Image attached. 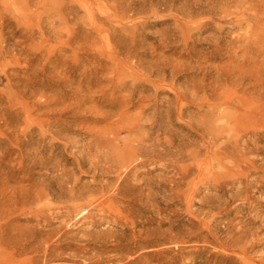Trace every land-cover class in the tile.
Returning <instances> with one entry per match:
<instances>
[{
    "label": "rangeland",
    "instance_id": "1",
    "mask_svg": "<svg viewBox=\"0 0 264 264\" xmlns=\"http://www.w3.org/2000/svg\"><path fill=\"white\" fill-rule=\"evenodd\" d=\"M235 232L263 242L264 0H0V264H241Z\"/></svg>",
    "mask_w": 264,
    "mask_h": 264
},
{
    "label": "bare ground",
    "instance_id": "2",
    "mask_svg": "<svg viewBox=\"0 0 264 264\" xmlns=\"http://www.w3.org/2000/svg\"><path fill=\"white\" fill-rule=\"evenodd\" d=\"M258 78H259V77H258ZM246 95H248V94H246ZM233 98L236 100V99H238L239 97H233ZM228 99H229V98H228ZM230 100H231V98H230ZM238 100H239V99H238ZM238 100H237V103H238ZM240 100H241V99H240ZM240 100H239V101H240ZM242 100L244 101L245 99H242ZM240 102H242V101H240ZM245 102H246V100L244 101V103H245ZM237 103H236V104H237ZM242 103H243V102H242ZM244 103H243V104H244ZM248 103H249V102H248ZM228 104H229V102H228ZM243 104H239V105H242V106H243ZM245 104H247V102H246ZM245 104H244V105H245ZM231 105H232V103H231ZM233 106H235V105H233ZM235 107H236V106H235ZM237 107H238V105H237ZM245 107H246V106H245ZM243 108H244V106H243ZM236 109H237V108H236ZM239 109H240V108L238 107V110H239ZM241 109H242V108H241ZM244 109L246 110V108H244ZM247 109H248V108H247ZM242 110H243V109H242ZM230 112H231V111H230ZM233 112H234V111H233ZM235 112H237V111L235 110ZM238 112H239V111H238ZM238 112H237V113H238ZM242 113H243V112H242ZM242 113H241V112H240V114L238 113V114L240 115V117H239L240 120H241V117H242V116H241ZM244 113H245V112H244ZM246 113H247V116H248L249 111L246 112ZM219 114H220V113H219ZM225 114H226V113H224V114L222 113L220 116H222V115L224 116ZM238 114H237V116H238ZM212 115H213V114H212ZM217 115H218V114H217ZM231 115H232V114H231ZM231 115H230V116H231ZM235 115H236V113H235ZM256 115H257V114H256ZM225 116H226V115H225ZM247 116H246V114H245V117H243L245 121L247 120V119H246ZM227 117L229 118V115H227ZM232 117H233V115H232L229 119H232ZM228 118H226V119H228ZM243 118H242V119H243ZM244 120H243V121H244ZM213 121H214V120H213ZM226 121H227V120H226ZM245 121H244V122H245ZM214 122H215V121H214ZM214 122H213V123H214ZM246 122H247V121H246ZM253 122H254V121H253ZM238 123H240V124L243 126V123H242V122H238V121H236V122L232 125V127H228V130H229V131L227 132V136H228L230 139H231L232 137L237 136V135H238V136L241 135V139H242V136H244V135L247 133V132H245V131H244L245 133H244V132L240 133V132H238L237 130H235V128H236V126H237ZM251 123H252V122H251ZM255 123H256V122H255ZM208 124H210V123H208ZM211 124H212V123H211ZM211 124H210V126H212ZM252 124H253V123H252ZM252 124H251V126H250V125H249V126H250V127H252V126L254 127L255 124H254V125H252ZM202 125H203V124H202ZM218 125H219V124H218ZM218 125H217V126L215 125V126H216L217 128H219ZM234 125H235V126H234ZM247 125H248V124H247ZM207 127H208V126H207ZM253 127H252V128H253ZM217 128H216V129H217ZM220 128H221V126H220ZM220 128H219V129H220ZM252 128H251V129H252ZM210 129H211V128H210ZM212 129H213V128H212ZM212 129H211V131H212ZM214 129H215V128H214ZM214 129H213V132L216 131V129H215V131H214ZM219 129H218V130H219ZM237 129H238V128H237ZM245 129H246V128H245ZM245 129H243V130H245ZM247 129H248L247 131H249L250 128H247ZM253 129H255V128H253ZM218 130H217V131H218ZM239 130H240V129H239ZM243 130H242V131H243ZM255 130H256V129H255ZM207 131H210V130L208 129ZM222 131L224 132V131H227V130L224 129V130H222ZM222 131H221L220 134L223 133ZM257 131H259V130H257ZM253 132H254V131H253ZM253 132L251 133V132L249 131V133H251L252 135H256L257 132H256V131H255V133H253ZM211 133H212V132H210L209 134H211ZM216 133H217V132H215V134H216ZM225 133H226V132H225ZM225 133H223V134H225ZM249 133H248V134H249ZM206 134H208V132H207ZM251 134H250V135H251ZM258 134H259V133H258ZM217 135H218V133H217ZM208 136H209V135H207V137H208ZM212 136H213V133H212ZM215 136H216V135H215ZM220 136H221V135H220ZM259 136H260V134H259ZM221 137H222V136H221ZM221 137H220V138H221ZM252 137H253V136H252ZM256 137H257V135H256ZM215 138H216V137H215ZM238 138H239V137H238ZM238 138H236V141H237ZM259 138L261 139V137H258V139H259ZM253 139H255V137H254ZM256 139H257V138H256ZM210 140H211V141H214V140L211 139V138H210ZM218 140H219V139H218ZM218 140H217V141H218ZM231 140H233V139H231ZM231 140H230V141H231ZM243 140H244V139H243ZM246 140H247V139H246ZM249 140H250V139H249ZM249 140H247V142H248ZM230 141H229V142H230ZM236 141H234V142L236 143ZM254 141H255V140H254ZM227 142H228V141H226V143H227ZM231 142H232V141H231ZM231 142H230V143H231ZM234 142H233V144L235 145ZM243 142H244V141H243ZM213 143H215V141H214ZM245 143H246V142H245ZM249 143H250V141L248 142V144H249ZM227 144H228V143H227ZM236 144H237V143H236ZM239 144H240V143H239ZM243 144H244V143H243ZM214 145H215V144H214ZM218 145H221V144L219 143ZM231 145H232V144H231ZM246 145H247V144H246ZM223 146H224V145H222V147H223ZM226 146H227V145H226ZM229 146H230V145H229ZM237 146H238V147H236V148H237V150H238V148H240V147H239L240 145L237 144ZM249 146H250V145H249ZM216 147H217V149H218L219 146H216ZM230 147H231V146H230ZM234 147H235V146H234ZM234 147H233V148H234ZM227 148H228V147H227ZM241 148H242V146H241ZM224 149H225V148H224ZM224 149H223V150H224ZM242 149H243V148H242ZM246 149H247V148H246ZM144 150H145V149H144ZM219 150H221L220 147H219ZM237 150H236V151H237ZM247 150H248V151H251V150H249V148H248ZM146 151H147V150H146ZM224 151H225V150H224ZM233 151L235 152V150H233ZM248 151L245 150L244 153H245V152H248ZM219 152H220V151H219ZM226 152H227V150H226ZM146 153H147V152H146ZM195 153H196V152H195ZM208 153H209V152H208ZM215 153H217V152L215 151ZM121 154H122V153H121ZM209 154H211V153H209ZM225 154H226V153H225ZM233 154H235V153H232V155H233ZM218 155H219V154H218ZM220 155H221V153H220ZM235 155H236V154H235ZM238 155H239V154H238ZM245 155H246V154H245ZM215 156H216V155H215ZM224 156H226V155H224ZM236 156H237V155H236ZM236 156H235V157H236ZM241 156H243V158H244V155H243V154H242ZM226 157H227V156H226ZM231 157H233V156H230V159H231ZM237 157H238V159L240 158L239 156H237ZM212 158H213V157H212ZM212 158H211V159H212ZM214 158H215V157H214ZM216 158H218V156H217ZM243 158H242L241 160H243ZM218 159H219V158H218ZM234 159L237 160L236 158H234ZM245 159H246V158H245ZM245 159H244V160H245ZM254 159H255V157H254ZM214 160H217V159H214ZM244 160H243V161H244ZM255 160H256V159H255ZM142 161H143V160H142ZM217 161H218V160H217ZM233 161H234V160H233ZM233 161H232V162H233ZM238 161H240V159H239ZM238 161H237V162H238ZM243 161H241V162H243ZM252 161L254 162V160H252ZM123 162H124V161H123ZM139 162H140V161H139ZM230 162H231V161H230ZM232 162H231V163H232ZM234 162H236V161H234ZM241 162H240V164H241ZM245 162H246V161H245ZM249 162H250V161H249ZM255 162H256V161H255ZM141 163L143 164L144 162H141ZM202 163H204V162H202ZM202 163H201V164H202ZM207 164H208V163H207ZM207 164H206V165H207ZM220 164H221V163H220ZM238 164H239V163H238ZM246 164H248V163L246 162ZM143 165H144V164H143ZM210 165H211V164H210ZM234 165H235V163H234ZM234 165H233V166H234ZM244 165H245V163H244ZM252 165H253V163H252ZM104 166H105V165H104ZM212 166H213V165H212ZM222 166H223V165H222ZM231 166H232V165H231ZM238 166H239V165H238ZM242 166H243V164H242ZM245 166H246V165H245ZM261 166H262V165H261ZM202 167H204V166H202ZM240 167H241V166H240ZM249 167H251V166H249ZM256 167H257V166H256ZM204 168H205V167H204ZM213 168H214V167H213ZM222 168H226V166H225V167H222ZM253 168H254V167H253ZM258 168H259V167H258ZM206 169H207V168H206ZM228 169H229V168H228ZM228 169H225V170H228ZM260 169H261V168H260ZM262 169H263V168H262ZM202 170H203V169H202ZM222 170H223V169H222ZM231 170H232V168H231L230 170H228V172H231ZM234 170H235V169H234ZM254 170H256V169L254 168ZM200 171H201V170H200ZM214 171H215V169H214ZM223 171H224V170H223ZM232 171H233V170H232ZM235 171H236V170H235ZM262 171H263V170H262ZM201 172H202V171H201ZM218 172H219V171H218ZM218 172H216V173H218ZM225 172H226V171H224L223 173L225 174ZM238 172H240V171L238 170ZM219 173H220V172H219ZM221 173H222V172H221ZM223 173H222V175H223ZM226 173H227V172H226ZM247 173H248V172H247ZM245 174H246V173H245ZM245 174H244V176H245ZM215 175H216V174H215ZM218 175H220V174H218ZM228 175H229V173H228ZM232 175H233V174H232ZM236 175H237V174H236ZM247 175H248V174H247ZM220 176H221V175H220ZM226 176H227V174H226ZM224 177H225V176H224ZM230 177H232V176H229L228 178H230ZM213 178H215V177H213ZM217 178H219V176H218ZM221 178H223V176H222ZM237 178H238V177H237ZM241 178H242V177H241ZM246 178H247V177H246ZM231 179H232V178H231ZM244 179H245V178H244ZM233 180H234V179H233ZM216 181H217V180H216ZM238 181H239V180H238ZM217 182H218V181H217ZM221 182H222V180H221ZM224 182H225V180H224ZM229 182H230V181H229ZM242 182H243V181H242ZM225 183H226V182H225ZM243 183H244V182H243ZM216 184H217V186H218V184H221V183L219 182V183H216ZM226 184H227V183H226ZM226 184H223V185H226ZM230 184H231V183H230ZM246 184H247V183H246ZM221 185H222V184H221ZM221 185H220V186H221ZM223 185H222V186H223ZM222 186H221V187H222ZM247 187H248V186H247ZM110 189H111V188H110ZM124 191H125V190H124ZM191 200H192V199H191ZM191 203H192V202H191ZM190 205H191V204H190ZM118 211H119V210H118ZM121 212H122V211H121ZM121 212H120V213H121ZM123 214H124V213H123ZM123 214H122V215H123ZM122 217H124V218H123L124 221L127 222V221L129 220V221H130L129 223H134V224H135V220H134V217L132 216V214L126 213L125 216L123 215ZM200 220H201V219H200ZM231 220H232V219H231ZM231 220H230V221H231ZM233 220H235V219H233ZM233 220H232V222H233ZM211 221H212V220H211ZM232 222H231V223H232ZM129 223H128V224H129ZM169 223H170V222H169ZM200 223H202V222H200ZM200 223H199V224H200ZM206 223H207V224H205L204 222L202 223V224H203V227H205V228L208 230L209 234H212V233L214 232V231H213L214 229H213V230L211 229L212 231L209 229V228H210V227H209V224L211 225V223H208L207 221H206ZM228 223H229V222H228ZM202 224H201V225H202ZM229 224H230V223H229ZM197 225H198V224H196V227H198ZM176 226H177V225L174 224V225L171 226V227H176ZM242 227H243V226H242ZM205 228H204V229H205ZM240 228H241V227H240ZM260 229H261V228H260ZM250 230H251V229H250ZM258 230H259V229H257V231H258ZM262 230H263V229H262ZM236 231H239V232H240V230H236ZM241 231H242V230H241ZM243 231H244V229H243ZM252 231H253V230H252ZM257 231H256V232H257ZM259 231H260V230H259ZM195 232H196V231H195ZM195 232H194V233H195ZM239 232L237 233V235H236V232H235V235H236V236L233 234L234 236H233V238H232V236H231V238H232V243L234 242L233 244H235V247L239 249L238 251H240V252H239V253H240V254H239L240 257L238 256V258L240 259L241 264H256V263H252V261H251V259L253 260V258H251V257H253V256H252V255L249 256V254H247L249 251H251V250L253 249V247H254L256 244H253L254 246L252 245V243H251V245H246V242L249 240V237H251V239H252V240L254 239L253 241H255V238L253 237V236H254L253 233H251L253 236H250V235L247 234L249 237L247 238L248 240L245 242L244 240H246V239H244V238H246V237L244 236V234H241V235H243V236H242V238L244 239V240H243L240 236H238V235H239ZM256 232L254 231V233H256ZM187 233H188V232H187ZM196 233H198V232H196ZM244 233H245V232H244ZM247 233H249V232L247 231ZM261 233H262V232H261ZM231 234H232V233H231ZM245 234H246V233H245ZM193 235H194V234H193ZM190 236H191V234H190ZM198 236H199V235H198ZM205 236H207V235H205ZM208 236H210V235H208ZM257 236H258V235H257ZM188 237H189V235H188ZM192 237H193V236H192ZM239 237L243 240V243H244V242H245V243H244L243 246H241V245L239 244L240 246L237 247L236 245H237V243H238V239H239ZM252 237H253V238H252ZM195 238H196V235H195ZM150 239H151V241H150V245H151L152 247H155V248H153V249L156 250V247L159 246V245H158V240H163V244H164V242H165L164 240H165L166 238H165L164 236H162V237H160V238H158V237H151ZM170 239H171V241H172V240H177V235H175V234L172 235V236L170 237ZM191 239H192V238H191ZM203 239H204V238H203ZM213 239H215V238H213ZM228 239H229V238H228ZM241 239H240V240H241ZM258 239H259V238H258ZM147 240H149V238H148ZM217 240H218V238H217ZM217 240H216V242H217ZM229 240H230V239H229ZM252 240H251V241H252ZM261 240H262V239H261ZM181 241H182V240H181ZM185 241H186V240H185ZM185 241H184V242H185ZM187 241H188V240H187ZM251 241H250V242H251ZM253 241H252V242H253ZM259 241H260V240H259ZM259 241H258V242H259ZM262 241H263V242H262L261 244H259L260 242L257 243V244H259V245H257V246H258V247L261 246V247L263 248V250H264V238H263ZM188 242H189V241H188ZM188 242H187V243H188ZM211 242H212V241H211ZM217 243H218V242H217ZM217 243H216V244H217ZM229 243H230V242H229ZM240 243H241V242H240ZM243 243H242V244H243ZM253 243H254V242H253ZM230 244H231V243H230ZM247 244H248V243H247ZM218 245H219V244H218ZM218 245H217V246H218ZM224 245H225V244H224ZM227 245H228V244H227ZM227 245H226V248H229V247L232 246V245H231V246L228 245L229 247H227ZM219 246L221 247V246H223V245H219ZM257 246H256V247H257ZM224 247H225V246H224ZM232 247H233V246H232ZM235 247H234V248H235ZM256 247H254V248H256ZM261 247H260V248H261ZM216 248H217V247H216ZM221 248H223V247H221ZM221 248H220V250H221ZM262 248H261V249H262ZM161 249H162V248H161ZM217 249H218V248H217ZM231 249H232V251H233V248H231ZM231 249H230V250H231ZM263 250H262V251H263ZM118 253H119V252H118ZM249 253H251V252H249ZM158 254H159V253H158ZM259 254H261V253H259ZM259 254H258V255H259ZM236 255H237V254H236ZM258 255H257V256H258ZM255 256H256V255H255ZM258 257H259V256H258ZM260 257L264 258V254H262ZM150 258H151V257H150ZM255 258H256V257H255ZM259 259H260V258H259ZM150 260H151V259H150ZM150 260H149V261H150ZM229 260H230V258H229ZM258 261H260V260H258ZM262 261H263V260H262ZM253 262H254V261H253ZM256 262H257V260H256ZM263 263H264V262H263ZM263 263H262V264H263ZM259 264H260V263H259Z\"/></svg>",
    "mask_w": 264,
    "mask_h": 264
}]
</instances>
